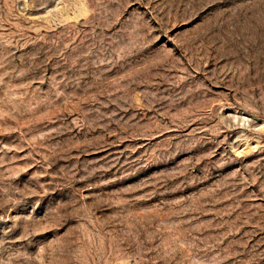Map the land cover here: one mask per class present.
Here are the masks:
<instances>
[{
    "label": "rangeland",
    "instance_id": "1",
    "mask_svg": "<svg viewBox=\"0 0 264 264\" xmlns=\"http://www.w3.org/2000/svg\"><path fill=\"white\" fill-rule=\"evenodd\" d=\"M0 264H264V0H0Z\"/></svg>",
    "mask_w": 264,
    "mask_h": 264
}]
</instances>
